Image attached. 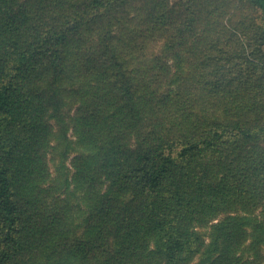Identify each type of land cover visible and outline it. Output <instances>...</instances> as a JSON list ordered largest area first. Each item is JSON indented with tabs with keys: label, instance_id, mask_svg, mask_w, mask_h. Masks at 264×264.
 I'll list each match as a JSON object with an SVG mask.
<instances>
[{
	"label": "trees",
	"instance_id": "trees-1",
	"mask_svg": "<svg viewBox=\"0 0 264 264\" xmlns=\"http://www.w3.org/2000/svg\"><path fill=\"white\" fill-rule=\"evenodd\" d=\"M0 264H264V0H0Z\"/></svg>",
	"mask_w": 264,
	"mask_h": 264
},
{
	"label": "rangeland",
	"instance_id": "rangeland-1",
	"mask_svg": "<svg viewBox=\"0 0 264 264\" xmlns=\"http://www.w3.org/2000/svg\"><path fill=\"white\" fill-rule=\"evenodd\" d=\"M243 256H244V257L252 258L251 251H245V253H243Z\"/></svg>",
	"mask_w": 264,
	"mask_h": 264
}]
</instances>
